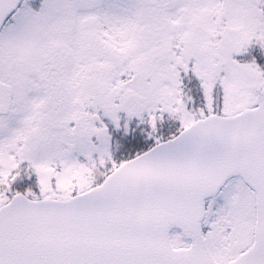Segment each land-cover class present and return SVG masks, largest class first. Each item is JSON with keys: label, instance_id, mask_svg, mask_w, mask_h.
Returning <instances> with one entry per match:
<instances>
[{"label": "snow or ice", "instance_id": "6c2138e0", "mask_svg": "<svg viewBox=\"0 0 264 264\" xmlns=\"http://www.w3.org/2000/svg\"><path fill=\"white\" fill-rule=\"evenodd\" d=\"M0 264H264V0H0Z\"/></svg>", "mask_w": 264, "mask_h": 264}]
</instances>
